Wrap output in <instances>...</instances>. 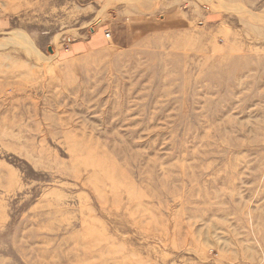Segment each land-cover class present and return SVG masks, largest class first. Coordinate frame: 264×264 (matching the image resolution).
I'll return each mask as SVG.
<instances>
[{"label": "rangeland", "instance_id": "374dc122", "mask_svg": "<svg viewBox=\"0 0 264 264\" xmlns=\"http://www.w3.org/2000/svg\"><path fill=\"white\" fill-rule=\"evenodd\" d=\"M0 264H264V0H0Z\"/></svg>", "mask_w": 264, "mask_h": 264}, {"label": "built area", "instance_id": "2783aa9c", "mask_svg": "<svg viewBox=\"0 0 264 264\" xmlns=\"http://www.w3.org/2000/svg\"><path fill=\"white\" fill-rule=\"evenodd\" d=\"M107 36H109V35H107Z\"/></svg>", "mask_w": 264, "mask_h": 264}]
</instances>
